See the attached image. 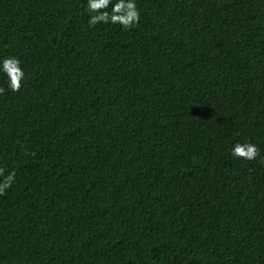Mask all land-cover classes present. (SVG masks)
Returning a JSON list of instances; mask_svg holds the SVG:
<instances>
[{
  "label": "trees",
  "instance_id": "1",
  "mask_svg": "<svg viewBox=\"0 0 264 264\" xmlns=\"http://www.w3.org/2000/svg\"><path fill=\"white\" fill-rule=\"evenodd\" d=\"M136 4L0 0V264H264V0Z\"/></svg>",
  "mask_w": 264,
  "mask_h": 264
},
{
  "label": "clouds",
  "instance_id": "2",
  "mask_svg": "<svg viewBox=\"0 0 264 264\" xmlns=\"http://www.w3.org/2000/svg\"><path fill=\"white\" fill-rule=\"evenodd\" d=\"M109 4L112 5L108 11ZM87 8L90 13L88 23L96 25L97 23L118 24L127 29L136 24L140 19V12L137 8L136 0H87ZM0 75L5 78L7 90L17 92L21 88L22 81L25 78L24 69L21 62L15 56H6L0 58ZM5 89L0 87V93ZM230 154L236 158L253 160L259 155L255 144L245 141L243 143H234ZM0 195L4 190L10 187L15 179L14 171L5 175V170L0 168Z\"/></svg>",
  "mask_w": 264,
  "mask_h": 264
}]
</instances>
